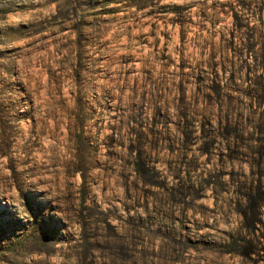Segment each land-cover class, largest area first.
Returning a JSON list of instances; mask_svg holds the SVG:
<instances>
[{
  "label": "rangeland",
  "instance_id": "rangeland-1",
  "mask_svg": "<svg viewBox=\"0 0 264 264\" xmlns=\"http://www.w3.org/2000/svg\"><path fill=\"white\" fill-rule=\"evenodd\" d=\"M0 264H264V0H0Z\"/></svg>",
  "mask_w": 264,
  "mask_h": 264
}]
</instances>
